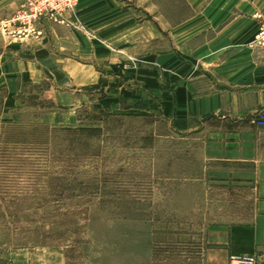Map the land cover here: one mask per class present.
Returning <instances> with one entry per match:
<instances>
[{
  "label": "rangeland",
  "instance_id": "obj_1",
  "mask_svg": "<svg viewBox=\"0 0 264 264\" xmlns=\"http://www.w3.org/2000/svg\"><path fill=\"white\" fill-rule=\"evenodd\" d=\"M69 1L0 0V55L60 25ZM48 85L0 88V264H209L211 235L250 205L214 141L114 82L75 105Z\"/></svg>",
  "mask_w": 264,
  "mask_h": 264
},
{
  "label": "crops",
  "instance_id": "obj_2",
  "mask_svg": "<svg viewBox=\"0 0 264 264\" xmlns=\"http://www.w3.org/2000/svg\"><path fill=\"white\" fill-rule=\"evenodd\" d=\"M171 2L76 0L66 22L2 52L0 88L12 96L47 82L52 101L64 93L75 105L106 81L155 102L172 130L213 140L211 155L240 172L248 211L211 235L209 264L264 257V129L253 122L264 108V47L254 44L264 0Z\"/></svg>",
  "mask_w": 264,
  "mask_h": 264
},
{
  "label": "built area",
  "instance_id": "obj_3",
  "mask_svg": "<svg viewBox=\"0 0 264 264\" xmlns=\"http://www.w3.org/2000/svg\"><path fill=\"white\" fill-rule=\"evenodd\" d=\"M50 10H55L56 6H53V2H50ZM49 4V5H50ZM72 4L71 1L65 0V7L68 8ZM63 7V8H65ZM259 19V26L256 31V35L254 38V44L257 46L264 47V12L257 15ZM254 124L258 128L264 129V108L259 109L254 115ZM230 261L232 264H264V257L262 255H250V256H231Z\"/></svg>",
  "mask_w": 264,
  "mask_h": 264
}]
</instances>
